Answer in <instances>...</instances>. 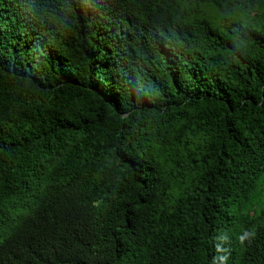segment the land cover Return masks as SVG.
Wrapping results in <instances>:
<instances>
[{"label":"trees","instance_id":"trees-1","mask_svg":"<svg viewBox=\"0 0 264 264\" xmlns=\"http://www.w3.org/2000/svg\"><path fill=\"white\" fill-rule=\"evenodd\" d=\"M0 264H264V0H0Z\"/></svg>","mask_w":264,"mask_h":264}]
</instances>
